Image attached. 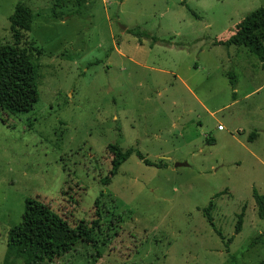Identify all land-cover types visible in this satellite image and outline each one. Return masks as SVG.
Instances as JSON below:
<instances>
[{"label":"rangeland","instance_id":"obj_1","mask_svg":"<svg viewBox=\"0 0 264 264\" xmlns=\"http://www.w3.org/2000/svg\"><path fill=\"white\" fill-rule=\"evenodd\" d=\"M17 1L37 100L0 112V264L26 197L97 221L95 245L41 264H264V62L221 43L264 0H0V44ZM110 144L159 167L131 154L102 183Z\"/></svg>","mask_w":264,"mask_h":264},{"label":"trees","instance_id":"obj_2","mask_svg":"<svg viewBox=\"0 0 264 264\" xmlns=\"http://www.w3.org/2000/svg\"><path fill=\"white\" fill-rule=\"evenodd\" d=\"M87 0H76L81 5ZM33 14L21 1H17L8 16L9 30L12 41L0 44V112L10 115L28 112L37 100L36 73L31 57L24 47L19 46L21 32L30 29ZM133 33L143 36L145 32ZM225 46H244L256 56L261 64L264 62V9L262 7L251 10L243 16L240 25L221 42ZM229 83L235 84L234 75L229 72ZM250 133L249 137H253ZM213 143L212 138L207 139ZM112 153L108 175L102 183H108L115 175L119 165L131 154L142 160L146 165L159 167L158 163L147 160L133 147L124 150L110 144ZM251 196L256 204L257 214L264 216V194L255 188ZM94 206L98 205V198L94 199ZM212 202L203 208L206 221L213 225L209 208ZM99 212L96 211V214ZM97 221H93L95 225ZM241 214L237 216L234 232L240 229ZM92 226H85L81 221L74 227L68 226L57 214L40 201L26 197L19 221L12 225L6 235V251L1 264H9L10 255L23 259L22 264H41L51 262L70 251L77 243L85 242L95 245ZM230 240V239H229ZM251 242L249 245H252Z\"/></svg>","mask_w":264,"mask_h":264},{"label":"built area","instance_id":"obj_3","mask_svg":"<svg viewBox=\"0 0 264 264\" xmlns=\"http://www.w3.org/2000/svg\"><path fill=\"white\" fill-rule=\"evenodd\" d=\"M217 129H222V126L218 124Z\"/></svg>","mask_w":264,"mask_h":264},{"label":"crops","instance_id":"obj_4","mask_svg":"<svg viewBox=\"0 0 264 264\" xmlns=\"http://www.w3.org/2000/svg\"><path fill=\"white\" fill-rule=\"evenodd\" d=\"M233 91H235V89H233ZM224 128H222V129H217L218 131H222Z\"/></svg>","mask_w":264,"mask_h":264},{"label":"water","instance_id":"obj_5","mask_svg":"<svg viewBox=\"0 0 264 264\" xmlns=\"http://www.w3.org/2000/svg\"><path fill=\"white\" fill-rule=\"evenodd\" d=\"M177 165H180V163H176Z\"/></svg>","mask_w":264,"mask_h":264}]
</instances>
